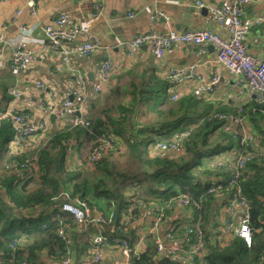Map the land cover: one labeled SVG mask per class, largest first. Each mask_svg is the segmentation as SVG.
Masks as SVG:
<instances>
[{
	"label": "trees",
	"instance_id": "1",
	"mask_svg": "<svg viewBox=\"0 0 264 264\" xmlns=\"http://www.w3.org/2000/svg\"><path fill=\"white\" fill-rule=\"evenodd\" d=\"M172 87L170 80L151 76L129 94L118 92V98L130 97L127 102L118 101L97 114L89 106L82 114L83 123L49 125L38 146H29L30 139L15 140L12 121H0V264H47L43 256L55 263L68 250L72 264H91L92 238L98 233L107 237L110 246L116 239L127 241L130 264H264V102L242 107L258 132L254 137L260 141L253 149L234 138L227 121L217 116L237 109H213L191 95L173 100ZM183 132L189 135L181 152L152 154L158 141L174 140ZM101 139L108 140L112 148L93 161L92 153ZM89 142L84 166L73 171L69 167L74 163L72 157L82 159L83 147ZM11 143L28 147L11 152ZM241 152L252 154L237 179L249 202L251 247L224 231L228 200L236 186L230 185L227 165L215 162L228 154L234 156L228 163L232 164ZM58 158L59 172L55 167ZM26 163L30 166L24 170L20 165ZM219 184L222 191L209 192ZM181 196L190 200L187 214L165 234L170 232L175 242L184 238L183 245L190 250L194 243L190 229H203L204 249L189 260L183 254L161 256L156 231L143 235L134 226L141 208H156L167 217L179 207ZM76 200L86 201L94 213L112 221L79 227L73 215L62 209L65 201ZM61 229L65 239L59 236ZM142 237L144 244L139 245Z\"/></svg>",
	"mask_w": 264,
	"mask_h": 264
},
{
	"label": "crops",
	"instance_id": "2",
	"mask_svg": "<svg viewBox=\"0 0 264 264\" xmlns=\"http://www.w3.org/2000/svg\"><path fill=\"white\" fill-rule=\"evenodd\" d=\"M204 1L205 6L199 7L196 0H0V109L6 110L12 107V97L6 92L9 88L16 87L23 92L21 106L28 110L31 122L36 124L48 115L45 90L52 91L51 100L59 104L66 97H71V92L76 88L84 92L89 99L90 112L97 114L103 107H111L121 100L129 101L130 97L126 95L118 98L120 96L118 92L129 94L151 76L170 80L173 93H179L181 98L188 95L202 98L212 105L213 109L231 110L259 102L254 91L238 81L242 75H231L221 68L220 81L215 85L211 84L217 55V49L212 44L206 45L203 49L192 44H175L166 51L162 59L156 58L146 45L130 52L128 42L134 35L149 30L161 32L168 30L162 20L156 22L151 20V14L155 11H162L168 16L172 30L212 29L226 37L227 33L215 21L214 8L219 0ZM97 5L99 15L94 18L93 14L98 12ZM32 8L37 10V14L32 13ZM244 11L245 16L248 17L264 13V0H253L245 6ZM63 12L69 13L80 27H88L90 33L97 39L99 47L92 55L71 54L68 61L63 63L58 48L49 42L46 45L42 44L44 38L42 27ZM22 26L31 30L32 38L27 40L28 47L45 53L47 57L38 59L27 67L13 68L9 61L10 51L7 42L21 38ZM85 40L86 37L79 34L65 45L72 48ZM245 45L254 58L264 59V28L253 27L246 36ZM105 58L113 64L111 81L97 93L94 86L98 82L99 67ZM58 65L61 66L60 69ZM192 65H197V75L193 78H185L182 82L176 83L169 77L170 68L189 72V67ZM72 68H77L78 71ZM39 80L45 83V90L38 86ZM197 88L201 89L200 95L194 93ZM73 99L75 103L79 102V98ZM72 116L69 115L63 121L57 118L55 122H51L50 119V125L61 127L70 123ZM247 122L256 135L258 132L253 127L249 115ZM41 137L31 138L29 146L40 145ZM257 139L259 140L258 136ZM9 146L11 152L28 147L26 144L16 143H11ZM90 147L91 142L84 145L82 159L78 155L72 157L74 163L69 165L70 169L77 171L84 166L83 161L88 158ZM151 151L152 154L169 155L168 152L161 151L157 147L152 148ZM232 160H234L233 155L223 154L216 158L215 162L226 165ZM238 213H242L240 208ZM186 214L185 207L179 206L174 209L155 234L164 236L167 228ZM151 224V211L141 208L134 226L143 228L147 233ZM184 241L183 238L179 242L183 244ZM103 250L102 264H111L119 253L110 245H105ZM43 260L51 264L44 256Z\"/></svg>",
	"mask_w": 264,
	"mask_h": 264
},
{
	"label": "built area",
	"instance_id": "3",
	"mask_svg": "<svg viewBox=\"0 0 264 264\" xmlns=\"http://www.w3.org/2000/svg\"><path fill=\"white\" fill-rule=\"evenodd\" d=\"M253 0H219L214 8L216 24L222 28L227 36L221 35L218 31L212 29H191L187 31H176L170 27L168 16L162 11H155L151 14V20L156 22L162 20L167 31L161 32L156 30H149L147 32L139 33L133 36L128 42L130 52L142 46H148L156 58L162 59L166 51L175 44H192L203 49L206 45L212 44L217 49L215 74L211 80V84H217L221 79L220 69L227 70L231 75H242L238 81L244 84L245 87L251 89L256 94L260 102H264V59L257 60L247 50L245 39L250 30L255 26L264 28V13L245 16V6ZM199 7L205 6L204 0H196ZM97 13L93 14L94 18L99 15V6H96ZM21 13V11H18ZM32 13L37 14V10L32 8ZM20 39L10 40L7 42L10 51L9 61L13 68L27 67L29 64L38 59H46V54L38 52L28 47L29 38H32L31 30L22 26L20 29ZM43 39L42 44L46 45L49 42L55 48H58L61 55V62H67L71 54H81L85 56L92 55V53L99 47V42L90 33L88 27H80L73 19V17L66 12L60 13L48 24L42 27ZM82 34L86 40L79 43L72 48L65 44L76 38L77 35ZM26 37V38H25ZM1 66V61H0ZM73 67V66H72ZM61 66L58 65V69ZM197 65L189 67V72L182 69L170 68L169 77L176 83L182 82L185 78H193L196 74ZM72 70L78 71L77 68ZM113 72V64L109 60L101 63L98 71V82L94 86L95 92H100L111 81V74ZM38 86L45 90V83L41 80L37 82ZM46 91V108L48 115L40 122L33 124L31 122L30 113L25 112V108L21 106V97L23 92L16 87L9 88L8 94L12 97V107L6 110L0 109V121L9 119L13 123L14 139L17 141L29 140L36 136H43L50 125V115L54 114L56 119L63 121L69 115L71 123H83L82 114L89 105V99L84 92L78 89H73L71 96L79 98V102L75 103L74 99L66 97L61 103L55 104L51 99L53 92ZM194 93L201 94V89L197 88ZM180 98L179 93H174L173 100ZM243 106L237 108L236 112L221 113L217 116L227 121V127L231 130L234 138L240 140L244 147L256 149L257 141L255 140L253 131L251 130L247 117L243 113ZM78 111L80 115H76ZM75 117V118H74ZM189 135V132H183L181 135L170 141H158L156 147L164 152L178 154L182 151V144L184 139ZM106 148H112L111 143L106 139H101V145L97 147L92 153L91 159L98 160ZM252 157L251 153H240L235 158L234 163L226 164L232 179L230 185H235L236 188L228 200L226 209V219L224 221V231L228 234H235L242 238L245 243L251 247L253 244V231L250 225L249 202L243 196L241 188L238 186L237 179L241 175V171ZM219 163V162H218ZM30 164H22L20 167L24 170L29 168ZM223 190V186L211 187L209 192H219ZM190 200L187 196H181L178 200V205L182 207L188 206ZM143 205V202H141ZM242 213H238V209ZM62 209L73 215L74 221L79 227H85L89 224L99 225L100 223L109 224L112 218H107L104 214L94 213L86 201L76 200L65 201L62 204ZM151 211L152 224L148 232H155L165 220L163 211L156 212V208H147ZM137 220V219H136ZM139 233L145 234L143 228L139 229ZM189 233L194 239V243L190 250L185 249V246L180 242L173 241V236L167 232L164 236H158L155 239L156 248L161 256H170L172 258L179 257L183 254L185 260H189L193 254L200 253L205 245V233L199 226L190 229ZM59 236L65 239L66 232L59 230ZM143 237L139 245H143ZM114 245L117 249L118 256H116L111 264H130L131 250L128 242L125 240H114ZM94 245L89 261L91 264H102L104 259V246L107 245V237L102 233L96 234L92 238ZM14 246L15 244H11ZM51 264H72L70 251H67L65 258L61 261Z\"/></svg>",
	"mask_w": 264,
	"mask_h": 264
},
{
	"label": "water",
	"instance_id": "4",
	"mask_svg": "<svg viewBox=\"0 0 264 264\" xmlns=\"http://www.w3.org/2000/svg\"><path fill=\"white\" fill-rule=\"evenodd\" d=\"M106 60V58L104 59ZM71 99H73V97L71 96L70 97ZM76 115H80V113L78 111L75 112ZM50 119H51V122H55L56 120V117L54 114H51L50 115ZM55 167H56V171L59 172L60 171V158H58L56 161H55Z\"/></svg>",
	"mask_w": 264,
	"mask_h": 264
}]
</instances>
